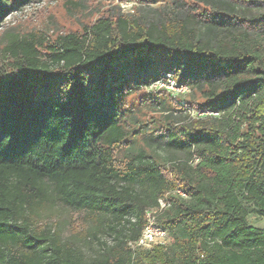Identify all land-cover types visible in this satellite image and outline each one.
Instances as JSON below:
<instances>
[{
	"label": "trees",
	"instance_id": "16d2710c",
	"mask_svg": "<svg viewBox=\"0 0 264 264\" xmlns=\"http://www.w3.org/2000/svg\"><path fill=\"white\" fill-rule=\"evenodd\" d=\"M33 1L0 0V28ZM4 52L0 264H264V229L247 218L264 217V12L102 18ZM167 75L204 94L207 114L166 126L164 163L131 152L144 131L128 127L125 100ZM160 199L168 240L139 247ZM55 203L114 243L87 257L38 220Z\"/></svg>",
	"mask_w": 264,
	"mask_h": 264
},
{
	"label": "rangeland",
	"instance_id": "374dc122",
	"mask_svg": "<svg viewBox=\"0 0 264 264\" xmlns=\"http://www.w3.org/2000/svg\"><path fill=\"white\" fill-rule=\"evenodd\" d=\"M207 11L246 17L263 13L264 0H35L16 9L3 21L0 28V60L3 59L5 48L15 38L38 35L52 42L58 36L69 33L80 35L86 27L102 18L116 19L122 16L143 22L165 23L185 14H209ZM161 67L167 68L166 63L161 62ZM171 70L175 72L174 67ZM173 78L177 83L178 79ZM188 88L187 93L167 88H145L125 100L128 127L131 131H141L140 127L144 131L135 137L132 153L145 150L161 162H168L171 153L164 147L167 141L166 126L181 124L185 119L197 120L207 114L199 108L207 101L206 96ZM151 133L163 138L149 141ZM248 212L249 223L264 229V217L251 207H248ZM38 220L51 227L64 241L79 247L87 257H93L102 250L101 242L109 245L114 243L113 237L101 226L88 222L83 227L77 215L59 203L41 212ZM135 247L131 245L132 249Z\"/></svg>",
	"mask_w": 264,
	"mask_h": 264
},
{
	"label": "built area",
	"instance_id": "2783aa9c",
	"mask_svg": "<svg viewBox=\"0 0 264 264\" xmlns=\"http://www.w3.org/2000/svg\"><path fill=\"white\" fill-rule=\"evenodd\" d=\"M161 89V88H167V89H173V90H179L182 93L188 92V86H181L178 85L175 81L172 75H167L166 78L160 79L158 81L152 82L148 89ZM180 195L183 197H186V194L178 191ZM169 204L165 202V200L160 199L159 200V207L147 214V221L148 224L145 227L142 237L137 243V246L142 248H150L154 245H165L168 240V232L164 230L160 225H158L156 221V214L167 208Z\"/></svg>",
	"mask_w": 264,
	"mask_h": 264
}]
</instances>
